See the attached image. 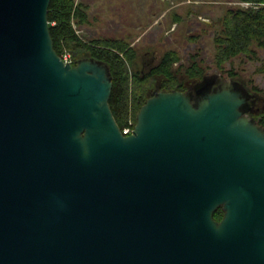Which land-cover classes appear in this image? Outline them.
Instances as JSON below:
<instances>
[{
	"label": "water",
	"instance_id": "water-1",
	"mask_svg": "<svg viewBox=\"0 0 264 264\" xmlns=\"http://www.w3.org/2000/svg\"><path fill=\"white\" fill-rule=\"evenodd\" d=\"M49 3L0 0V264H264L246 88L154 91L125 135L108 64L63 61Z\"/></svg>",
	"mask_w": 264,
	"mask_h": 264
},
{
	"label": "trees",
	"instance_id": "trees-1",
	"mask_svg": "<svg viewBox=\"0 0 264 264\" xmlns=\"http://www.w3.org/2000/svg\"><path fill=\"white\" fill-rule=\"evenodd\" d=\"M240 1L250 5L228 8L215 22L218 34L214 37V64L218 68L236 55L254 54V43L264 46V0ZM87 8L86 4L76 0H50L47 16L53 47L60 56L69 52L72 64L84 56L108 64L112 77L109 104L120 128L127 124L129 118L135 125L136 114L150 96L147 91L155 77H160L161 89L171 91L184 90L185 81L199 79L204 74L205 68L195 57L187 66H182V73L175 71L173 66L181 57L174 49L163 51L159 63L149 71L143 67L132 71L131 67L138 63V53L124 39H85L77 33V26L89 22ZM260 123L264 125V112ZM222 215L221 207L213 213L216 220H220Z\"/></svg>",
	"mask_w": 264,
	"mask_h": 264
},
{
	"label": "rangeland",
	"instance_id": "rangeland-1",
	"mask_svg": "<svg viewBox=\"0 0 264 264\" xmlns=\"http://www.w3.org/2000/svg\"><path fill=\"white\" fill-rule=\"evenodd\" d=\"M76 1L87 5L89 16L88 23L77 26V33L85 39L97 37L124 39L138 53V63L131 67L132 71L141 69L143 52L146 50L160 53L174 49L181 57L173 66L175 71L182 73L184 70L182 66H187L190 59L195 57L205 68L203 75L216 73L221 81L237 80L241 83L244 81L248 87H255L264 95L263 45L254 43L252 45L254 54L236 55L222 67L218 68L214 64V37L218 34L215 22L228 8L247 7L242 1ZM193 37L195 39H192ZM230 76L234 77L229 78ZM159 78H154V82L148 88V94L151 95L155 85L160 83ZM201 78L185 81L184 87H187L189 82H193L195 87Z\"/></svg>",
	"mask_w": 264,
	"mask_h": 264
},
{
	"label": "flooded vegetation",
	"instance_id": "flooded-vegetation-1",
	"mask_svg": "<svg viewBox=\"0 0 264 264\" xmlns=\"http://www.w3.org/2000/svg\"><path fill=\"white\" fill-rule=\"evenodd\" d=\"M143 61H142V67L143 70L149 71L152 69L153 66L157 65L161 59L162 52L160 53H154L153 51H145L143 52ZM234 76H230L229 78H233ZM241 83V82H240ZM192 84V85H191ZM246 90L249 93L250 96V104L248 105L245 115L248 117L253 118L256 120V123L259 124L260 126L264 127L260 123V116L264 112V95L261 94V92L255 88V87H248L247 84L243 81L241 83ZM160 83L155 85V88L152 90L154 91H165L161 89ZM215 86V85H214ZM181 91H189V92H194V87H193V82H189L187 87L184 88V90Z\"/></svg>",
	"mask_w": 264,
	"mask_h": 264
},
{
	"label": "built area",
	"instance_id": "built-area-1",
	"mask_svg": "<svg viewBox=\"0 0 264 264\" xmlns=\"http://www.w3.org/2000/svg\"><path fill=\"white\" fill-rule=\"evenodd\" d=\"M244 5L248 6L250 5L248 2H243ZM64 62H68L71 63L72 62V58L71 55L68 52H64L61 56H60ZM134 121L129 118L128 122L126 125L123 126V128H121V131L123 134L128 135L134 132Z\"/></svg>",
	"mask_w": 264,
	"mask_h": 264
}]
</instances>
